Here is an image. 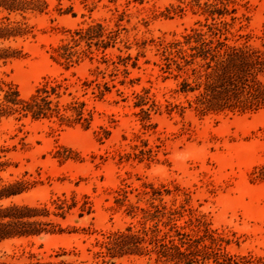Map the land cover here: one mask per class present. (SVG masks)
Returning a JSON list of instances; mask_svg holds the SVG:
<instances>
[{
    "label": "rangeland",
    "instance_id": "1",
    "mask_svg": "<svg viewBox=\"0 0 264 264\" xmlns=\"http://www.w3.org/2000/svg\"><path fill=\"white\" fill-rule=\"evenodd\" d=\"M7 23L0 189L20 192L0 204L38 207L46 230L0 241V262L180 264L173 240L181 264H264V103L204 109L187 63L204 41L264 53V0H33ZM44 84L59 113L33 117Z\"/></svg>",
    "mask_w": 264,
    "mask_h": 264
},
{
    "label": "trees",
    "instance_id": "2",
    "mask_svg": "<svg viewBox=\"0 0 264 264\" xmlns=\"http://www.w3.org/2000/svg\"><path fill=\"white\" fill-rule=\"evenodd\" d=\"M33 0H0V8L9 14L17 9H25ZM16 27L9 23L0 25V40L12 38L15 35ZM201 46V45H200ZM221 46H226L221 43ZM10 47L0 48L2 55H11ZM211 47L204 41L201 46L204 55H192L187 63H196V57L201 56L199 72L206 76L203 84V92L199 95L200 105L209 111H219L225 108L251 109L257 108L264 103V83L258 79V75L264 73V53L258 50H245L233 46H226L217 53L210 54ZM204 68V69H202ZM196 69V68H195ZM188 72V70H186ZM205 72V73H204ZM59 85L49 87L47 84L39 87L31 96L25 100L22 109L33 117L48 116L52 113H59L58 102L54 104L53 94L59 96L57 90ZM80 114V113H79ZM62 119L63 116L60 115ZM261 175L264 178V164L261 167ZM20 191L14 184H9L0 189V199L16 195ZM47 211V209H44ZM42 210L28 204H0V241L16 237L39 235L45 231L44 224L37 216ZM46 214V213H45ZM128 232L117 233L114 238L103 244L105 254L118 256L124 250V246L130 238L135 235L132 227L127 228ZM166 246L177 252L179 263L187 257L188 253L181 250L179 245L173 243ZM0 264H89L77 263L66 259L57 261L37 260L28 263H7Z\"/></svg>",
    "mask_w": 264,
    "mask_h": 264
}]
</instances>
